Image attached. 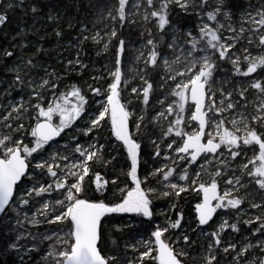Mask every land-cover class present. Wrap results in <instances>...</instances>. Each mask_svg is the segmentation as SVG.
<instances>
[{"label":"snow or ice","instance_id":"obj_1","mask_svg":"<svg viewBox=\"0 0 264 264\" xmlns=\"http://www.w3.org/2000/svg\"><path fill=\"white\" fill-rule=\"evenodd\" d=\"M20 2L23 5L24 0ZM4 4L0 0V6ZM15 6L11 0L6 4L8 9ZM30 8L33 14L43 11L37 3ZM141 11L147 36L135 60L143 67L129 68L128 44L121 30L126 23H136L129 16ZM46 17L52 22L61 19L51 7ZM107 17L118 20L119 26L104 34L94 26L91 35H84L89 32L84 25L77 38V46L92 40L112 51L106 84H88L91 96L67 79L88 68L79 53L60 71L38 59L46 53L43 45L26 57L18 56L13 47L2 49L12 74L3 95L18 89L19 100L0 102V224H10L14 213L16 225L22 226L21 214L27 220L32 207L39 205L31 224L63 227L50 235L28 232L31 247L20 243L23 233L5 227L0 254L12 249L24 264L47 240L42 264H189L190 249L203 236L199 264H220L221 251L231 257L229 264H264V54L249 51L253 44L264 50V0L255 8L250 0L240 8L235 0H132L131 4L118 0L116 14L109 10ZM7 20V13L0 11V26ZM55 35L61 37L63 32L57 28ZM28 46L15 47L23 51ZM221 62L231 63L233 76L247 79L231 90L217 89ZM137 77L140 83L131 84ZM249 90H255L254 99H249ZM153 124L161 129L156 139ZM78 130L87 142H81ZM69 131L71 141L65 140L62 153L60 141ZM145 137L153 145L154 157L162 156L161 143L175 153V160L165 156L173 167H149L142 148ZM119 156L124 167L109 175ZM176 160L183 163L177 165ZM193 164L197 167L190 174ZM185 193L199 197L191 222L180 208ZM161 197L172 198L169 210L175 216L161 213L164 220L159 222L154 200ZM246 200L259 213L243 219L247 213L241 206ZM123 214L136 219L131 225L122 224ZM241 224L249 226L250 235L243 242L230 240L228 230L241 233ZM129 226L140 231L124 243L125 255L106 249L108 241L118 246L115 233ZM14 231L18 234L12 240Z\"/></svg>","mask_w":264,"mask_h":264},{"label":"trees","instance_id":"obj_2","mask_svg":"<svg viewBox=\"0 0 264 264\" xmlns=\"http://www.w3.org/2000/svg\"><path fill=\"white\" fill-rule=\"evenodd\" d=\"M132 0H129L131 3ZM9 2V0H5V4L3 6H0V11H5L8 15V20L6 21L4 26H0V84H5V86H8V82L12 79V74L7 71V66L11 63L10 60H7L2 55V49L13 47L15 48V51L17 52V55H23V56H31L35 50L36 47L39 45H43V47L46 49V53H42L38 59L40 62L45 63L47 65H51L55 68H58L61 70V65L57 63L55 60V57L58 59L63 58L62 56L66 55L65 53H62L60 55H56V51L59 50V48L66 44L71 42H78L77 38L81 37L82 30L81 28L84 25H87L88 28L91 27V25H104L105 23L109 25L110 27L119 26V21H111L107 17V13L109 10L113 12V15L116 14V7L118 6V0H24L23 5H21L20 0H11L15 7L8 9L6 7V4ZM33 3H37L39 7L43 9V11L39 14H33L31 12L30 5ZM235 4L238 8L243 7L245 4L243 3V0H235ZM49 7H51L54 11L59 12L61 19L57 22L49 21L46 17V13L49 10ZM129 21H131V18L129 16ZM105 22V23H104ZM69 23L73 25L72 28H69ZM59 28L63 35L61 37H57L55 35V29ZM149 29L155 32V28L153 26H149ZM141 30L137 27V25L133 23H126L121 30L122 38H124L127 41L128 44V51L127 56L129 52V46L132 45V42H139L144 41L146 43V32L145 29L142 31L144 33L141 34ZM24 33H27V36L25 38ZM84 35H88L89 32H84ZM15 37V39H13ZM27 43L29 46L28 48L23 49L21 51L20 48H16L15 46L18 44ZM113 44H115V40H113ZM79 56L80 59L88 65V68L83 71L82 78H86L89 76L88 70L90 68V63H94V66L97 67L100 65L101 60L104 58L107 60L110 64L112 61V51H107L106 54L101 58L95 57L96 49L93 48V45L91 42L88 41H82L79 44ZM67 57H65L62 61H66ZM129 67V64H128ZM67 79L72 83H78L75 80V75H70L67 77ZM78 83V84H80ZM106 82L104 81H97V86H103ZM83 87V85H81ZM84 89V87H83ZM10 93L13 92L10 90ZM18 89L15 90L16 94L18 93ZM85 91V90H84ZM89 96L92 94L87 90L85 91ZM159 93V84H157V94ZM91 103V101H90ZM134 105H139L140 107H143L141 101H135ZM152 128V135L155 130ZM76 135H78L76 133ZM103 135L105 137H108L110 135V132L105 130ZM71 135H68V140L71 141ZM80 139L83 140L81 135ZM59 138V137H58ZM113 141L115 140L114 137H112ZM147 138L145 137L142 140V148L145 153V159H150V152L146 151L147 147H144V140ZM88 141V137H86L85 140ZM153 164L155 162H152ZM113 164H116V168L114 170L110 169L108 171V174L111 175L112 171H120L121 168L125 165V160L123 156H119L117 158V161H113ZM102 174L104 170H101ZM188 195L187 193L182 194ZM188 201L185 199H182L180 202V208L185 211L187 214L186 219L187 221L192 220V213L194 211V208L192 205L187 203ZM172 203V198H165L164 200H154V208H158L159 205L167 206V215L169 216H175L174 213L170 212V205ZM28 206L25 208L27 209ZM34 208V207H32ZM190 218V219H189ZM127 219V220H126ZM136 218L134 216H131L129 214H123L120 217V222L122 224L131 225L132 222ZM155 219H162L164 220V216L162 218L155 217ZM255 226V225H254ZM62 227V225L57 224H46L41 223V225L33 226L34 230H37L39 233L45 232H52L53 229H59ZM5 228L4 224H0V236L3 235V229ZM18 230V227L16 228ZM241 233H235L236 236H241L243 233L249 232L248 225L241 224ZM139 228L135 226H129L125 227L122 232H116L115 237L117 239V245L114 246L111 244L110 241L106 242V249L110 251H115L119 256H123L124 249V243L128 240L129 236L133 233L139 232ZM11 236V234H10ZM221 259V258H220ZM12 260L14 262L12 263ZM16 260V261H15ZM20 264L19 257L15 255V251L12 249L8 250L7 254H0V264ZM220 264L221 261H220Z\"/></svg>","mask_w":264,"mask_h":264},{"label":"rangeland","instance_id":"obj_3","mask_svg":"<svg viewBox=\"0 0 264 264\" xmlns=\"http://www.w3.org/2000/svg\"><path fill=\"white\" fill-rule=\"evenodd\" d=\"M250 2L252 3V5L254 6V8L255 7H259V0H250ZM131 3H132V1H131ZM130 3V4H131ZM243 3L245 4L244 6H246L248 3H249V0H243ZM130 18H131V20H135L136 21V23H133V24H135V25H137V27L139 28V29H144V21L142 20V11H141V14L140 15H130ZM105 23V22H104ZM95 26V28H94V30L95 31H100L102 34H104V33H106L107 31H109L110 29H111V27L109 26V25H107L106 23L104 24V25H96V23L95 24H93V25H91V27L89 28V34L88 35H91L92 34V30H93V27ZM83 29V28H82ZM141 30V34L142 33H144L143 31ZM104 39L105 40H107L108 39V37H107V35H105L104 36ZM89 42H91L92 43V45H93V48H95L96 49V52H95V57H97V58H101L102 59V57L104 56V54H106L107 53V51H104L103 50V43H100V44H96V43H94L92 40H89ZM80 44V43H79ZM144 44V42H138V43H135V44H132V45H130L129 46V50L134 54V57H133V62L131 63V64H129V68H142L143 67V64L141 63V62H137L136 60H135V57H136V55L138 54V51L139 50H141L142 49V45ZM78 45V42H71V43H66V44H64V45H62L60 48H59V50L58 51H56V53H55V56L56 55H60V54H62V53H65L66 55H64V56H62L63 58H61V59H57L56 57H55V60L57 61V63L58 64H60L59 62L60 61H62L65 57H67V60L68 59H75V57H76V54L78 53V51H79V47L77 46ZM144 51H146L147 49H143ZM233 51H235V50H233ZM249 51L253 54V55H257V54H264V50H262V49H260V48H258L257 46H256V44H253V45H251V46H249ZM67 60L66 61H64V64L63 65H61V70H64V68L67 66V64H66V62H67ZM221 64H222V66L218 69V72H217V74H216V77H215V79H216V88L217 89H219L220 87H224V89L227 91V90H231V88L233 87V86H236V87H239V84L237 83V82H239V81H243V80H246L247 78H245V77H235V76H233V74H232V72L230 71V69L232 68V65H231V63L230 62H228V63H224V62H221ZM111 67V64L109 63V62H107V60H105L104 58L101 60V62H100V65L99 66H97V67H95L94 66V63H90V68H89V70H88V74H89V76L88 77H86V78H83L82 80H81V83H80V79L82 78V75H80V73L79 72H73L71 75H75V80H76V82H78V83H80V85H83V87H84V90L85 91H87L88 90V88H87V85L88 84H95V83H93V82H97V81H99V80H101V81H104V82H106V80H107V78H108V69ZM58 69V68H57ZM87 69V68H86ZM85 70V69H84ZM83 70V71H84ZM84 74V73H83ZM130 76H135V72H132V71H129V73H128ZM255 75V74H254ZM93 76H96V77H105V79H97V80H93L92 79V77ZM136 81V82H135ZM72 82V81H71ZM136 83H140V81H139V79H138V77L136 78V79H133L132 81H131V84H136ZM131 84H130V86H131ZM5 89H8V86H5V84L3 85V84H0V102H7V101H9V100H12L13 99V97L16 99V100H19V95L18 94H14L13 92H15V91H13L12 93H10V95L9 96H5V95H3V93H4V90ZM26 91L27 90H25V94H26ZM165 91H166V89H165ZM16 93V92H15ZM217 95L219 96V92H217ZM248 95H249V99L251 100V99H254V97H255V90H249V93H248ZM162 98V97H161ZM234 99H235V97H234ZM135 103V101L133 102V104ZM157 107H158V105H157ZM253 108H254V105L253 104H249L248 105V111L249 112H251V111H253ZM0 113H3V110L2 109H0ZM225 116H227V113H225ZM33 122H34V118H33ZM79 123V122H78ZM152 127H153V130H155L154 131V133H153V138L154 139H156L157 137H159V135H160V132H161V129L159 128V127H157L155 124H153V125H151ZM229 127H231V125L229 124ZM134 129V128H133ZM4 131H7V129H3ZM78 135H81L83 138V140H85L86 139V137L87 136H84L79 130L76 132ZM64 134L62 133V136H63ZM68 135H71V131H69V134ZM169 139H171V138H169ZM177 139V141L179 142V138H176ZM57 140H60V138H58ZM65 140H67V141H69L68 140V136L67 137H65V139L64 140H61L60 141V151L63 153L64 152V149H63V144H64V142H65ZM83 140H81V142H86V141H83ZM157 142H159V140L157 141ZM152 145V144H151ZM161 150H162V156L161 157H154V156H150V159H153V160H151V163L149 162V167H152L153 165H155V166H163L164 164H168V166L171 168V167H173V165H172V162L171 161H169V160H167V159H165V156H168V155H171L172 156V158L175 160V153H171V152H169V150L165 147V144L164 143H161ZM53 147H56V145H55V143H53ZM72 148L70 147L69 149H68V154H69V156L71 157V154H72ZM152 162H155L154 164L152 163ZM68 163L70 164L71 163V159L68 161ZM183 162L182 161H179V160H176V164L177 165H180V164H182ZM185 167H187V165H185ZM197 167V165H195V164H193L192 166H191V168H189V173L191 174V172H192V169L193 168H196ZM206 167H207V165H206ZM180 171V168L179 167H177V172H179ZM203 179H207V176H203L202 177ZM177 179H178V177H177ZM180 183H184V181H180ZM243 191V190H242ZM192 194H195V193H192ZM253 195H255V197H256V199L257 200H259L260 199V196H259V194H256V193H254ZM52 196L53 197H55V196H57V193H55V192H53L52 193ZM165 198L164 197H161V198H157V199H155L156 201L157 200H164ZM188 203V202H187ZM39 207V205H36V207H34V208H32L31 209V211H29L28 212V219L27 220H25L24 218H23V214H21V225L22 226H18V225H16V223H15V219H14V217H15V214L13 213V214H11V216L13 217V219H12V221H11V223L10 224H8V225H5V227H7V228H11V229H16L17 227H18V232L19 233H23L24 234V238L23 239H21V241H20V243L21 244H27L28 245V247H31V245H32V241H31V237H29L28 235H27V233L28 232H31L32 234H37V233H39L37 230H34L33 228L31 229V227H33V226H38V225H33V224H31L30 223V220L36 215V209ZM242 209H244L245 211H246V213L247 214H242V218L243 219H248L249 218V216L250 215H252V214H258L259 213V209H253V208H251L250 207V203H249V200H246V202H245V204H243L242 206ZM159 208V207H158ZM158 208L156 209V212L157 213H160V211L158 210ZM162 207H160V209H161ZM250 209H252V210H255V212H253V211H250ZM161 210H163V209H161ZM25 211H27V209L25 208ZM194 212V211H193ZM163 213H164V210H163ZM165 214H166V211H165ZM127 215V214H126ZM192 215H193V213H192ZM164 215H162V217H163ZM161 216H160V218H162ZM36 218H38V219H43V217H36ZM127 220V219H126ZM158 221L159 222H162L163 220L162 219H158ZM231 222H234V221H232L231 219H230V223ZM258 223V222H257ZM39 225H41V224H39ZM255 226L254 227H256L257 226V224H254ZM62 227H63V225H62ZM62 227H60V228H62ZM140 231V230H139ZM18 232L17 231H14V232H11V236H10V238L12 239V240H15L16 239V236H17V234H18ZM228 233L230 234L229 236H228V238L230 239V240H232V241H234V242H243V237L247 234V235H250V233L249 232H247L246 234L245 233H243V235H241V236H236V235H234L235 233L234 232H231V230L229 229L228 230ZM45 234H52V232H50V231H48V232H45ZM131 235H136V233H133V234H131ZM192 236H193V238L194 239H196V237H197V234L196 233H192L191 234ZM50 244V242L49 241H47V240H45L42 244H39V248H40V251L39 252H34L31 256H29V257H26L25 258V261H24V264H42V262H43V258H44V256L46 255V252H47V245H49ZM205 244V238L203 237V236H200L199 238H198V242H197V244L196 245H194L193 246V248L192 249H190V251H191V253H192V256H190V257H188V261H189V264H199V260H200V258L202 257V255H203V245ZM177 247H179V245L177 246ZM129 253H131V249H128L127 250ZM257 251H259L258 249H257ZM16 255V254H15ZM193 256H196L197 257V259L194 261L193 260ZM219 256H221V258H222V261L224 262V264H229V261L231 260V257L230 256H226L222 251L219 253ZM123 257V256H122ZM129 258H131V255L129 256ZM16 261V260H15ZM14 262V260H12V263ZM17 264H19V263H17Z\"/></svg>","mask_w":264,"mask_h":264},{"label":"bare ground","instance_id":"obj_4","mask_svg":"<svg viewBox=\"0 0 264 264\" xmlns=\"http://www.w3.org/2000/svg\"><path fill=\"white\" fill-rule=\"evenodd\" d=\"M83 28V27H82ZM82 28H81V30H82ZM139 42H144V41H139ZM135 43H138V42H132L131 44H135ZM145 43V42H144ZM147 51V50H146ZM133 57H134V54L132 53V52H129V54H128V58H129V64H131L132 62H133ZM108 62V61H107ZM136 82V81H135ZM93 83H95V84H97V82H93ZM12 93V92H11ZM15 95H16V93L15 92H13ZM133 131H134V129H133ZM144 145H147V149H146V151H151L150 152V155L151 156H153L152 155V153H153V145H151V143L146 139V140H144ZM184 197H185V199L188 201V203L190 204V205H192L193 206V208H194V205H195V203L197 202V200L199 199V197H197L196 196V194H191V195H184ZM158 201V200H157ZM160 207H162L161 209H163L164 210V214H165V211H166V213H167V206L166 205H164V206H161V205H159V208H158V210L160 211V213H157V215H156V217H162V214L161 213H163V210H161L160 209ZM157 209V208H156ZM156 209H155V211H156ZM250 211H253V212H255V210H252V209H250ZM190 219V218H189ZM233 221V220H232ZM189 222H191V221H189ZM245 225V224H244ZM252 227L254 228V224L252 225ZM32 229V228H31ZM248 230H249V226H248ZM125 251L126 250H124L123 251V256L125 255ZM219 258H221V256H219ZM220 261H221V263L222 264H224V262L222 261V258L220 259Z\"/></svg>","mask_w":264,"mask_h":264},{"label":"water","instance_id":"obj_5","mask_svg":"<svg viewBox=\"0 0 264 264\" xmlns=\"http://www.w3.org/2000/svg\"><path fill=\"white\" fill-rule=\"evenodd\" d=\"M56 139H58V137Z\"/></svg>","mask_w":264,"mask_h":264}]
</instances>
